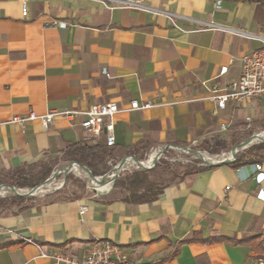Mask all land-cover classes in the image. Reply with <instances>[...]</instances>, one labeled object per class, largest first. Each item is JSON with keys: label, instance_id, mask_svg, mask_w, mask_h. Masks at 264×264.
Segmentation results:
<instances>
[{"label": "crops", "instance_id": "obj_1", "mask_svg": "<svg viewBox=\"0 0 264 264\" xmlns=\"http://www.w3.org/2000/svg\"><path fill=\"white\" fill-rule=\"evenodd\" d=\"M136 1L0 0L1 169L93 142L77 119L57 116L45 129L39 120L12 122L14 115L106 101L153 102L115 115L110 148L122 156L193 140L223 150L220 139L240 122L241 108L260 98L217 109L202 81L223 65L216 82L238 77L240 56L263 43L264 0H221L220 7L215 0ZM256 149L237 152L238 165L176 172L152 200L107 191L0 214V264H52L41 251L81 257L101 240L139 264H243L264 253V200L256 198L264 181L247 176L251 163L264 169V152Z\"/></svg>", "mask_w": 264, "mask_h": 264}, {"label": "rangeland", "instance_id": "obj_2", "mask_svg": "<svg viewBox=\"0 0 264 264\" xmlns=\"http://www.w3.org/2000/svg\"><path fill=\"white\" fill-rule=\"evenodd\" d=\"M241 109L242 110L239 114L240 122L227 128L220 139L223 143L220 145L223 150L220 151V148L210 146L205 142L196 144H192L191 142L186 144H177V147L167 148L161 154L156 166L153 169L145 170L148 172L149 178L155 180V182L159 185L172 179V175L176 172H184L202 167L204 162L200 158L196 157V154H193L190 151L188 152L187 149H184L183 146L199 151L201 154L205 155L207 157L206 160H208L209 158L226 156L234 145H237L239 142L252 135L264 132V101L260 99H253ZM263 143L264 142L256 140L251 141L250 146H252V148H258L255 151V154L258 156L264 152V148L260 147ZM249 147L239 149L238 152L249 149ZM154 149H157V146L137 154L135 153L134 155L139 160H144L148 158V155L151 153L150 151H154ZM215 149L218 150L215 151ZM107 152L108 154L103 157L88 158L86 161L87 165L72 160L69 155L63 152L57 156L48 155L37 161L22 163L16 168H0V184L13 186L17 191L20 189L28 191L37 188L35 190L36 193L34 194L18 196L11 189L6 186H2L0 191V214L8 213L17 207L19 208V206L41 202L53 197H71L86 194L94 195L98 193L99 191L94 188V186H90V179L89 177L87 178L85 174H82L83 172L79 173V171L74 172V170H70L69 172L63 174V170H65L68 163L73 164L72 162L75 161L87 166L92 172V175L103 176L112 170L122 157L128 155L125 154L122 156L119 153H115L110 148ZM126 161L134 160L126 158ZM139 170L144 169L123 165V169L120 170L119 175L123 177L127 173ZM54 172L58 173L52 176ZM111 176V174L106 176L104 181H101L102 179L98 180V178L94 179L101 184L107 183L109 187L112 186L109 190L110 192L122 191L120 188H117L115 191V186L111 181ZM116 178H118V176ZM19 193H26V191ZM14 197H20L22 199L14 202Z\"/></svg>", "mask_w": 264, "mask_h": 264}, {"label": "built area", "instance_id": "obj_3", "mask_svg": "<svg viewBox=\"0 0 264 264\" xmlns=\"http://www.w3.org/2000/svg\"><path fill=\"white\" fill-rule=\"evenodd\" d=\"M109 1L114 4L124 6H135L138 3L136 0ZM220 5L221 0H215V7H220ZM26 14V3L22 2V15L25 16ZM52 23L53 25H56L60 28H63L66 25V22L61 20H54ZM260 38L262 39L263 43L259 48L247 53H243L240 56V72L237 78L224 84L216 82L215 80L227 71V65H223L219 68L217 74H215L212 78L202 81V86L207 92L205 98L209 99L215 105V108L224 109L229 101L240 103L252 98H260L264 100V36H260ZM103 71L106 72V68H103ZM211 81L214 82L211 83ZM152 106L153 102L150 100L140 102L137 99H132L126 106H121L115 101H106L93 103L84 110H49L44 114H37L31 110L25 115H14L11 121L23 124L28 120H39L43 128L47 129L50 127L57 116H63L72 123L77 119L79 120V125L90 134L93 142H96V140L99 138H103V143L107 147H112L115 145V115L118 113H125L134 110L148 109ZM222 128H225L224 124L222 125ZM191 143L196 144L197 142L196 140H193ZM172 147H177V144L167 143L157 146V149H154V151H159L157 162L161 154L167 148ZM129 156L131 157V154H128L124 157L126 158ZM224 157L225 156H219L209 159L213 162H217ZM235 159L236 158H234L232 162L235 161ZM140 161L142 160H139V162ZM156 164L153 165L152 163L151 166L155 167ZM202 167L207 166L205 164H202ZM249 167L250 172L247 176L251 177L257 184H262L264 181V169L262 163L254 162L251 163ZM122 169L123 167L120 170ZM237 170L242 172V167H239ZM119 172L117 176H119ZM244 177H246V175H244ZM111 188L112 186L108 188V191ZM256 198L264 200V189L262 186L257 189ZM82 211L83 208L81 209V212ZM41 256L51 259L52 264H139L138 262L130 259L116 244L109 240H101L96 242L90 248V250L81 257L64 252H54L48 255L42 251ZM243 264H264V253L251 257L247 262Z\"/></svg>", "mask_w": 264, "mask_h": 264}, {"label": "trees", "instance_id": "obj_4", "mask_svg": "<svg viewBox=\"0 0 264 264\" xmlns=\"http://www.w3.org/2000/svg\"><path fill=\"white\" fill-rule=\"evenodd\" d=\"M261 148H264V143L261 144ZM105 144L100 141H96L95 143H91L88 140H81L72 142L64 149V153L69 155L72 160L78 161L87 165L86 161L88 158L93 157H103L104 155L108 154V149ZM252 146L249 147V149ZM111 149V148H110ZM239 156L235 161H233L234 165H238ZM202 167L195 168L193 171L200 170ZM192 172V170L184 171V174ZM115 188H120L124 191V199H130L133 201H140V200H152L158 194L160 187L155 182L149 178L148 172L145 170L134 171L131 173L125 174L123 177L120 175L114 181ZM20 197H14L13 201L21 200ZM24 206H19V208H24Z\"/></svg>", "mask_w": 264, "mask_h": 264}, {"label": "water", "instance_id": "obj_5", "mask_svg": "<svg viewBox=\"0 0 264 264\" xmlns=\"http://www.w3.org/2000/svg\"><path fill=\"white\" fill-rule=\"evenodd\" d=\"M251 137V136H250ZM250 137H248V138H246V139H244V140H242L241 142H239L237 145H234L232 148H231V150H230V152L228 153V155H226L223 159H221V160H219V161H217V162H213L212 160H206V159H204V158H200V157H198V158H200L203 162H204V164L207 166V167H209V166H216V165H220V164H226V163H231L232 162V160L234 159V158H236V154H237V152H238V150L239 149H243V148H246V147H248L249 145H251V141L252 140H250ZM261 142H264V139L263 140H261ZM183 148L184 149H187L188 151H190V152H192V153H194V154H201L199 151H196V150H193V149H191V148H189V147H186V146H183ZM159 155V154H158ZM131 157L134 159V160H136V162H139V160L133 155V154H131ZM158 157V156H157ZM157 157L155 158V160L153 161V165H155L156 164V162H157ZM125 161H126V158L125 157H122L118 162H117V164L116 165H118V168L117 169H115V166L113 167V169L112 170H110L107 174H105V175H103L102 177H101V181H104L105 180V178H106V176H109V174H111L112 176V178H111V181L114 183V180L116 179V177H117V175H118V172H119V170L122 168V166H123V164L125 163ZM73 162H75V161H73ZM71 163V162H70ZM78 163V162H77ZM69 164V163H68ZM81 167H83L84 169H86V170H88L89 168H87V166H85V165H83V164H80V163H78ZM67 167V166H66ZM154 166H150V167H146V166H142V168L143 169H152ZM114 169H115V171H114ZM90 170V169H89ZM56 173H58V172H54L53 173V175L52 176H54ZM90 174H92V172L90 171ZM2 186H7V187H9L16 195H18V196H25V195H31V194H33V193H31V192H29V193H19L13 186H9V185H2V184H0V187H2Z\"/></svg>", "mask_w": 264, "mask_h": 264}, {"label": "bare ground", "instance_id": "obj_6", "mask_svg": "<svg viewBox=\"0 0 264 264\" xmlns=\"http://www.w3.org/2000/svg\"><path fill=\"white\" fill-rule=\"evenodd\" d=\"M264 139V132H261V133H258V134H255V135H252L250 137V140H256V141H261ZM188 151V150H187ZM189 152V151H188ZM229 153V152H228ZM159 154V151L158 150H155L153 152H151L148 156V158H146L145 160H142L140 162H136L135 160L134 161H125L124 165H127V166H133V167H142V166H147V167H150L153 163V161L155 160V158L158 156ZM194 154V153H193ZM197 156L196 157H200V158H204V159H207V157L203 154H196ZM210 157V156H209ZM126 158H131L133 159L132 157H126ZM209 160V159H208ZM73 164H68L67 167L65 168V170H63V174H65L66 172H69L70 170H74L75 171H79V173H82V174H85L87 176V178L89 177L90 179V186H94V188H96L99 192H107L109 188L108 184L107 183H104V184H101L100 182L96 181L94 178H98V180L101 179L102 176H94L92 174H90V170H86L84 169L83 167H81L77 162H72ZM123 167V166H122ZM88 168V167H87ZM118 168V165L115 166V169ZM114 169V171H115ZM80 175V174H79ZM88 180V179H87ZM52 185V184H51ZM7 187V186H6ZM4 188V187H3ZM9 188V187H7ZM10 189V188H9ZM35 189H32V190H18L19 192H23V191H26L27 193L31 192V193H36ZM51 189V188H50ZM107 189V190H105ZM47 190V189H46ZM0 191H1V187H0ZM5 192V191H4ZM44 192V190H43ZM41 192V193H43Z\"/></svg>", "mask_w": 264, "mask_h": 264}]
</instances>
